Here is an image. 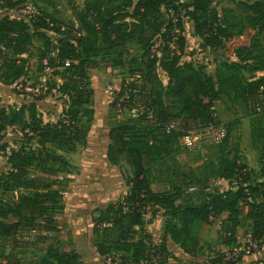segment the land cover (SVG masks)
<instances>
[{"label":"trees","instance_id":"obj_1","mask_svg":"<svg viewBox=\"0 0 264 264\" xmlns=\"http://www.w3.org/2000/svg\"><path fill=\"white\" fill-rule=\"evenodd\" d=\"M36 1L54 7L51 0ZM24 3V0H0V8L20 10L26 8ZM211 4L212 0L186 3L180 0H85L82 9L74 13L79 26L76 31L69 27L62 29L48 14L30 15L32 33L24 19L0 18V44L10 41L13 47L12 57L0 49V59L4 68L12 72L14 80L24 75L22 55L34 39L41 44L36 56L39 71L50 70L52 76L66 80L61 84L48 83L41 97L27 94L29 98L21 99L16 111L0 107V151L8 148L3 132L6 128L16 132L10 141L19 145L16 150L9 148L6 154L5 167L0 171V187L9 192L33 190L31 194H20L8 201L0 199V242L33 226L34 216L45 222L46 227H42L45 233L58 232L50 216L62 209L61 197L50 186L41 191L36 181L28 178L29 170L35 162L37 166L48 161L59 163L65 169L71 166L63 154L86 143L93 117V112L87 108L92 91L84 84L83 62L96 56L104 45L124 47L127 43L138 45L147 57L145 74L143 71L138 74L144 77V87H138L136 82L123 83L118 97L127 94L129 98L117 113L123 115L124 111L136 110L142 125L136 127L123 121L108 132L106 160L112 166L124 161L132 174L125 179V195L98 209L91 220L96 254L104 258L114 249L124 255L123 263L142 264L151 256H161L165 261L173 258L165 245L169 238L184 253L194 256L199 247L192 234L194 223L209 224L223 213H227L222 225L223 236L227 239L225 243L232 245L235 230L241 225L242 208L246 209L243 219L251 223L249 233L254 239L264 238V182L257 185L246 182V168L224 148L219 150L215 177L233 182L232 187L213 192L205 187L197 200L176 203L197 181L177 162L172 147L175 139L192 132L199 123L205 126L214 123L217 102L224 100L250 107L257 95L264 92V77L255 78V74L264 72V3L240 2L242 16L229 17H220ZM182 20L191 24L192 35L199 40L203 52L220 49L249 29H257V33L248 44L236 49L235 60L215 64L214 70L207 73L205 66L181 61L186 43L181 35ZM174 37L176 49L171 51ZM43 61L46 66L42 65ZM66 61L69 65L63 68ZM156 67L165 74L166 85L153 74ZM77 72L79 84L71 81ZM11 93L14 98L20 96L14 90ZM58 94L60 99L64 98L60 114L55 122L45 121L41 112L43 102ZM111 107H115V101ZM170 125L173 129L166 133ZM30 144L37 148H29ZM56 150L60 154H56ZM154 182L168 185L167 192H153L151 184ZM150 206L161 210L164 234L160 244L152 249L148 248L151 236L144 231V217L156 215L154 211L148 213ZM42 264H82V261L74 252L59 253L49 247Z\"/></svg>","mask_w":264,"mask_h":264},{"label":"rangeland","instance_id":"obj_2","mask_svg":"<svg viewBox=\"0 0 264 264\" xmlns=\"http://www.w3.org/2000/svg\"><path fill=\"white\" fill-rule=\"evenodd\" d=\"M51 1L54 5L52 8L36 0H24V5L25 9L35 17L48 14L62 29L69 27L75 31L78 30L79 26L74 13L82 9L85 0ZM187 1L189 0H180L182 3ZM243 1L252 3L254 0H212L211 8L220 17L242 16L239 3ZM257 1L264 3V0ZM3 16H9L10 19H24L29 25V32L32 33L30 15H23L20 10L8 11L0 8V18ZM182 21L184 30L182 34L178 32V35L181 34L185 37L186 43L181 61H191L194 64L205 66L207 73L214 70L215 64L225 60H235L236 49L248 44L257 33V29H249L243 36L225 43L224 47L203 52L199 48V40L192 35L191 24L186 23L185 20ZM48 34L55 37L50 31ZM175 41L176 37L170 43L171 51L176 49ZM40 47L41 44L36 39L33 40L32 45L27 47V52L22 55L25 60L24 75L16 80H14L12 72L4 68V62L0 59V107L16 111L20 105L19 101L29 98L27 94L41 97L44 95L40 89L41 86L48 88L50 82L55 81V83L61 84L66 81L61 76H52L50 70L39 71L36 56ZM0 49L4 54H9L12 57L13 47L10 41H3L0 44ZM152 53L155 54V51ZM146 58L138 45L127 43L124 47L104 45L96 56L89 57L83 62L84 84H88L86 89L92 91V95L88 97L90 104L87 108L93 112L86 143L76 145L74 151L63 154L71 165L68 169L51 161L40 166H37L35 162L28 174V178L36 181L41 191L46 186H50L51 190L58 191L61 197L59 206L62 209L50 217L53 218L59 230L56 234H47L42 228L46 227L43 219L39 216L32 217L33 226L23 228L10 240L0 242V264H42L49 247L56 249L59 253H76L82 264H128L123 263L122 252L114 249L104 258L96 254L93 248L91 220L96 216L98 209H103L106 205L117 201L127 191L125 179L131 176L132 169L124 161L118 166H112L106 160L105 154L109 145L108 132L123 121H129L136 127L142 125V121L136 110L126 111L123 115L118 114L115 108L111 107V103L114 102V96L111 97V95L118 91L123 83L136 82L138 87H144V77H139L138 74L140 71L145 74ZM66 67V65L63 66V68ZM153 74L160 79L163 85H166V76L158 67L155 68ZM78 77L77 72L72 75L71 81H77L79 84ZM259 77H264V72L255 74V78ZM12 90L18 92L20 96L14 98ZM30 91H36V93L33 94ZM59 97V94L50 97L43 102V105L52 107L51 110L54 109V111L62 109L64 98L60 99ZM257 105L261 106L260 112L256 111ZM214 115L215 122L208 125H221L227 133L226 139L221 144L214 145L203 140L198 146L188 149L183 146L181 138L175 139L172 147L177 162L183 171L197 181L192 185V188L182 194L176 203L197 200L201 196L200 191L205 187H208L212 192L214 190L224 191L232 187L233 182L219 180L215 177L216 160L219 150L222 148L226 149L230 157L235 156L246 168L247 178L246 180L244 178L246 182L252 185L264 182V92L257 95L255 103L250 107L242 104H230L224 100L217 102L214 106ZM43 116H49L48 112H43ZM204 127H206L204 123H199L192 132ZM3 132L6 134L7 149H18L19 145L10 141L16 132L10 128H6ZM29 148H37V146L30 144ZM6 150L0 151V171L5 167L4 161L8 153ZM55 153L60 154L57 150ZM242 179L243 177H239V180ZM151 189L156 193H165L168 190V185L154 182L151 184ZM31 193L33 190L30 189L9 192L0 187V199L5 201L15 199L20 194ZM152 211L159 215L161 210L156 206H150L148 213ZM244 211L245 208H242V216ZM156 220L158 228L156 236L159 237L162 228L158 222L159 219ZM146 221L152 222L150 218H147ZM242 222L243 227H246L244 219ZM246 230L243 232L244 234ZM222 232L207 231L205 234L211 238L218 237L217 241H224ZM234 240L231 247L237 243L236 237ZM152 247L154 244L150 240L148 248L152 249ZM201 250L200 248L197 251L194 258L190 257L185 261L174 256L165 261L161 256H151L144 264H218L222 261L221 250L213 249L203 252ZM211 253L215 254V259L207 262L206 259Z\"/></svg>","mask_w":264,"mask_h":264},{"label":"crops","instance_id":"obj_3","mask_svg":"<svg viewBox=\"0 0 264 264\" xmlns=\"http://www.w3.org/2000/svg\"><path fill=\"white\" fill-rule=\"evenodd\" d=\"M51 108L52 107H50V106H44L43 105L41 112L42 113L48 112V114H49V116H47V117L43 116L45 121L55 122L56 119L58 118V115L60 114L61 108L57 109V111H54V109L51 110ZM245 213H246V209L244 211V214ZM147 215H150V214H147ZM147 215L144 217V221H145L144 229L151 236V241L154 244V246H156V245L160 244V242L164 236L163 231H161V235L159 237L156 236V234H157L156 231H158L156 219H159L158 222L160 223L161 228L163 225V220L161 217V211H160L159 215H154V216H150V217H148ZM243 217H244V215L241 217L242 220H243ZM147 218H150L152 220V222L146 221ZM226 218H227V213H223L218 218L211 220V223H209V224L195 222L193 225V228H192V234L195 238H197L198 243H199L198 250L200 248L202 249L201 252H203L204 250L208 251V250H213V249L221 250L220 252H221V256H222V258H221L222 261L218 264H224L226 262H229V261L224 260V253L229 252V250H231V248H235L237 243L234 247L233 246L231 247V245H227L225 243V242H227V241H225V240H227V239H225V237H223L224 241H221V240L217 241L218 237L215 236L214 238H211V236H209V235L206 236L205 233L207 231H212V232L222 231V225H223V222H226ZM250 224H251L250 221L245 220V226L246 227H243V222L241 221V225L238 226L235 230V237H236L237 242L243 235H245L246 233L249 232ZM248 228H249V230H246ZM245 230H246V233L244 234L243 232ZM222 234H223V232H222ZM165 245H166L167 251L177 259L185 261L187 258H190V257L194 258V256H190V255L184 253L179 248V246H177L173 242H171L169 240V238L166 239ZM234 262H236V264H264V254L263 253H255V254L245 255V256H242L239 260H236Z\"/></svg>","mask_w":264,"mask_h":264},{"label":"built area","instance_id":"obj_4","mask_svg":"<svg viewBox=\"0 0 264 264\" xmlns=\"http://www.w3.org/2000/svg\"><path fill=\"white\" fill-rule=\"evenodd\" d=\"M16 1V0H14ZM20 12L23 15H31L29 11H27L25 8L20 9ZM43 66H46V61L42 62ZM64 65L68 66L69 62L66 61ZM40 89L43 91V94L46 91V87L41 86ZM32 92V91H30ZM33 94L36 93V91L32 92ZM114 96L115 101V110L122 111L121 106L123 103L128 101L127 94H123L120 97H118V91H115L111 97ZM261 106H256V111L260 112ZM126 112V111H124ZM123 112V113H124ZM173 129V125H170L166 128V133H169ZM226 129L223 126H212L208 125L202 129L193 131L185 135L181 138L183 146L188 149H192L196 146H198L203 140L209 141L210 143L214 145L220 144L226 137ZM9 153V149L6 150ZM255 253H263L264 254V238L261 239H254L251 235V233H246L243 235L237 242V245L235 248L232 249V251L224 253V260L225 261H236L239 258L242 257V255H249V254H255ZM215 259V254L211 253L207 257V262H211ZM147 263L143 262L142 264Z\"/></svg>","mask_w":264,"mask_h":264}]
</instances>
